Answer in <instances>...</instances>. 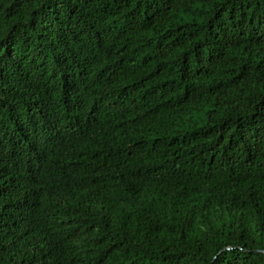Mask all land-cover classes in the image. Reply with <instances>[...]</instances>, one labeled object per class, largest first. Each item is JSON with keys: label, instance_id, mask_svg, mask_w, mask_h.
Here are the masks:
<instances>
[{"label": "trees", "instance_id": "16d2710c", "mask_svg": "<svg viewBox=\"0 0 264 264\" xmlns=\"http://www.w3.org/2000/svg\"><path fill=\"white\" fill-rule=\"evenodd\" d=\"M0 264H264V0H0Z\"/></svg>", "mask_w": 264, "mask_h": 264}]
</instances>
